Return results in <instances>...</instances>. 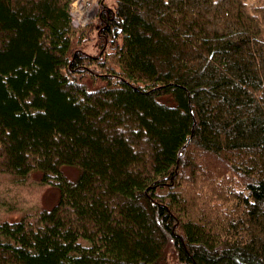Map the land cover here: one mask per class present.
Wrapping results in <instances>:
<instances>
[{"label": "trees", "instance_id": "obj_1", "mask_svg": "<svg viewBox=\"0 0 264 264\" xmlns=\"http://www.w3.org/2000/svg\"><path fill=\"white\" fill-rule=\"evenodd\" d=\"M73 1L0 0V264H264V0Z\"/></svg>", "mask_w": 264, "mask_h": 264}, {"label": "rangeland", "instance_id": "obj_2", "mask_svg": "<svg viewBox=\"0 0 264 264\" xmlns=\"http://www.w3.org/2000/svg\"><path fill=\"white\" fill-rule=\"evenodd\" d=\"M93 1L94 13L96 16L99 11L100 0ZM108 4L110 6H113V0H108ZM94 18L95 17H93L89 22H91ZM78 24L80 23L78 22ZM79 27H81V25ZM65 172L72 179L76 178L78 175V171L76 169L68 168L65 169ZM37 181V178L33 176L30 180V183L25 186L17 187L13 185L7 177L5 178L0 176L1 201L12 203L17 207V210L19 211L10 214L7 213L4 209L0 208V220H17L20 219L22 213L30 214L31 211L38 210L41 208H51L54 204H56L59 197L58 191L50 187H40L37 185Z\"/></svg>", "mask_w": 264, "mask_h": 264}, {"label": "built area", "instance_id": "obj_3", "mask_svg": "<svg viewBox=\"0 0 264 264\" xmlns=\"http://www.w3.org/2000/svg\"><path fill=\"white\" fill-rule=\"evenodd\" d=\"M96 10V9H95ZM71 15L75 27H83L95 17L93 0H74L71 4ZM75 17V19H74ZM77 17V18H76ZM78 22L80 24H78Z\"/></svg>", "mask_w": 264, "mask_h": 264}, {"label": "bare ground", "instance_id": "obj_4", "mask_svg": "<svg viewBox=\"0 0 264 264\" xmlns=\"http://www.w3.org/2000/svg\"><path fill=\"white\" fill-rule=\"evenodd\" d=\"M73 22V21H72Z\"/></svg>", "mask_w": 264, "mask_h": 264}]
</instances>
